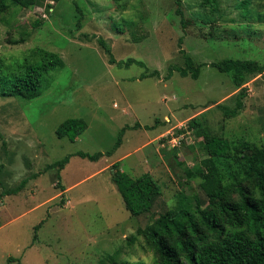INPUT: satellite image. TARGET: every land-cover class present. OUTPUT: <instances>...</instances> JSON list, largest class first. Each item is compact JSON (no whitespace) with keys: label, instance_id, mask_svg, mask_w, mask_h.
Segmentation results:
<instances>
[{"label":"rangeland","instance_id":"1","mask_svg":"<svg viewBox=\"0 0 264 264\" xmlns=\"http://www.w3.org/2000/svg\"><path fill=\"white\" fill-rule=\"evenodd\" d=\"M35 1L20 0L5 14L0 57L18 60L39 47L56 53L64 66L46 76L47 87L32 100L0 97V264H110L107 255L155 264L136 231L151 213L185 204L194 209L205 200L200 178L187 177L206 158L199 133L264 147L263 77L245 84L244 107L230 118L219 108L236 107L238 91L227 75L203 66L194 80L170 68L184 66L180 49L197 64L232 59L264 65V0H250L246 10L243 0H216L217 11L200 6L202 0H182L186 19L206 21L185 30L174 0ZM82 34L104 39L112 62ZM153 71L154 77L140 79ZM70 118L87 125L74 142L55 133ZM191 119L200 125L195 134L185 130ZM183 129V139L169 147L164 137L180 138ZM119 134L109 156L94 162L73 156L60 172L49 167L77 152L105 154ZM115 163L128 176L149 174L159 185L162 195L151 213L132 217L126 210L112 182ZM23 181L17 194H5Z\"/></svg>","mask_w":264,"mask_h":264},{"label":"trees","instance_id":"2","mask_svg":"<svg viewBox=\"0 0 264 264\" xmlns=\"http://www.w3.org/2000/svg\"><path fill=\"white\" fill-rule=\"evenodd\" d=\"M36 0L41 4L42 0ZM52 3L60 0H49ZM250 0H243L240 5L246 10ZM75 10L79 7L73 2ZM20 5V0H0V23L11 7ZM210 5L211 11H217L216 0H202L200 6ZM174 13L179 18L182 30L189 25L201 24L206 21L201 16L186 19L182 0H174ZM47 10L53 8L46 5ZM40 21L34 25L39 26ZM76 26H80L79 19ZM85 41L96 40L112 62L109 44L95 35L82 34ZM182 38L179 39L181 44ZM184 66H172L170 71L182 77L189 76L196 80L203 66L215 68L228 76L235 89L234 109L222 108L226 117L235 118L244 107L245 84L252 78H264V65L253 60L223 59L209 64H197L191 56L180 49ZM133 62V61H129ZM139 65L142 63L135 62ZM131 64V63H130ZM64 66L61 58L51 51L35 47L27 50L18 60L6 61L0 57V97L22 98L32 100L38 97L47 87L46 76ZM156 71L146 72L140 79L154 77ZM83 119L70 118L62 122L56 129L58 138H67L74 142L86 130ZM148 129L150 127L145 126ZM188 131L195 134L200 125L196 119L188 122ZM123 129L121 130V133ZM184 134V129L179 131ZM120 133V134H121ZM120 134L113 149L105 154H88L77 152L49 165L58 172L73 156L97 161L102 156H109L120 144ZM201 146L206 158L187 177H199L200 189L205 195L202 202L196 201L195 208L185 205L167 210L162 214L151 213L154 202L162 195V191L153 177L143 174L132 178L121 171L119 163L111 166L112 182L119 192L126 210L132 217L151 213L150 221L136 231L141 236L145 247L154 255L155 264H264V147L241 143L234 145L229 140L201 131ZM4 191L6 195L17 194L23 187ZM39 225L35 226V230ZM35 238V237H34ZM129 242H134L130 237ZM115 255H107L110 264H128L118 262Z\"/></svg>","mask_w":264,"mask_h":264},{"label":"built area","instance_id":"3","mask_svg":"<svg viewBox=\"0 0 264 264\" xmlns=\"http://www.w3.org/2000/svg\"><path fill=\"white\" fill-rule=\"evenodd\" d=\"M183 135L184 134H181L180 136V138H175V136H172V135H167V136H169V138L167 137H164L166 140H165V143L166 144H169L168 146L169 147H175V145H176V143H179V140H182L183 139ZM176 139H178V141H176ZM180 145V144H179Z\"/></svg>","mask_w":264,"mask_h":264},{"label":"crops","instance_id":"4","mask_svg":"<svg viewBox=\"0 0 264 264\" xmlns=\"http://www.w3.org/2000/svg\"><path fill=\"white\" fill-rule=\"evenodd\" d=\"M165 120L168 122V121H169V120H168V117L165 116Z\"/></svg>","mask_w":264,"mask_h":264}]
</instances>
